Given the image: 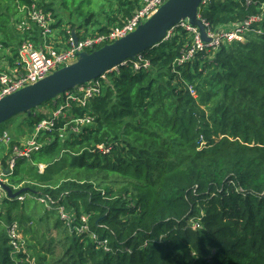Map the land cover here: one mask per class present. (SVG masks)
I'll list each match as a JSON object with an SVG mask.
<instances>
[{"label":"trees","instance_id":"trees-1","mask_svg":"<svg viewBox=\"0 0 264 264\" xmlns=\"http://www.w3.org/2000/svg\"><path fill=\"white\" fill-rule=\"evenodd\" d=\"M33 1L0 0L6 48L29 38L38 43L36 28L19 34L14 26L18 6ZM247 1L211 0L199 17L212 32L259 18L253 29L264 32V0ZM37 3L53 14V29L62 35L70 27L94 36L122 26L144 6L143 0ZM187 46L191 33L175 29L159 47L97 80L100 93L86 107L63 96L67 120L41 136V150L30 160L19 158L6 177L13 193L25 190L21 197L29 201L1 203L8 211L5 219L0 215V264H29L9 230L17 222L28 234L26 221L37 214L30 205L36 210L40 200L72 219L69 228L62 218L56 222L66 240L72 238L64 264H264V33L179 65ZM61 100L40 108L56 111ZM38 110L24 114L32 132L49 117ZM78 119L91 124L78 125ZM15 140L0 151L3 169L19 145ZM23 165L37 175L19 177ZM40 167H46L43 176ZM15 210L22 214L14 219ZM46 263L38 258L37 264Z\"/></svg>","mask_w":264,"mask_h":264},{"label":"built area","instance_id":"built-area-1","mask_svg":"<svg viewBox=\"0 0 264 264\" xmlns=\"http://www.w3.org/2000/svg\"><path fill=\"white\" fill-rule=\"evenodd\" d=\"M143 1V8L122 26L113 28L108 34L95 36L90 34V36L83 38L79 35L77 29L64 27L63 30L66 31V35H62L60 30L53 29L57 21H55L52 13H47L39 7L37 0H34L29 5L18 6V17L20 18L14 23L15 30L19 34H26L31 31L35 32L36 28L38 31V43L35 40H29L31 39L29 38L19 47H15L16 51H18V56L14 57L15 53L13 54V50L15 48H6L1 43L0 37V57H3L0 60V101L7 96L42 81L56 71L76 63L81 53H92L135 32L142 23H145L153 16L168 0ZM210 1L208 0L205 5ZM251 3L252 0L247 1V4ZM260 21L259 18H251L235 26L232 30L218 32L208 30L207 25L204 23L207 28L208 37L211 39L210 43L202 42L197 29L191 28L188 24H180V26L169 32L167 40H169L175 29L178 28H183L191 33L192 46L186 47L182 53V58L178 61L179 65H182L192 61L196 55L215 51L224 44L245 42L247 35L251 33L256 32V34L262 35L264 33L262 28L258 31L253 29L254 24H258ZM74 30H76L77 42L72 35ZM135 68L140 69L141 66L136 64ZM76 90H78V95L70 94V92L65 95L69 100L77 102L79 106L86 107L89 101L100 93V84L94 82ZM67 108H69V103L62 105L47 119L43 120L32 132L34 134L32 140L27 141L26 144L18 145L23 149L20 147L14 148V156L8 162V169H3L0 164V182L6 184L5 179L7 174L13 172L19 158L27 159L31 154L41 150L43 146L38 143L39 137L51 132L58 121L67 120ZM74 122L79 125L85 122L90 123L91 120L78 119ZM10 141L12 139L7 132L0 135V142L6 146L10 145ZM5 171H7V174H5ZM7 199V194L0 187V204ZM17 228L18 225L13 224L9 230L13 245L18 242L15 239Z\"/></svg>","mask_w":264,"mask_h":264},{"label":"water","instance_id":"water-1","mask_svg":"<svg viewBox=\"0 0 264 264\" xmlns=\"http://www.w3.org/2000/svg\"><path fill=\"white\" fill-rule=\"evenodd\" d=\"M207 1L168 0L135 32L92 53H81L76 63L3 98L0 101V127L20 115L30 116L32 111L38 110L42 105L56 101L84 85L94 83L128 62L137 61L146 51L166 42L169 32L180 24H188L191 28L197 29L202 42L210 43L207 28L199 17L200 8ZM72 35L77 42L76 30ZM0 187L11 200L17 199L25 192L21 190L13 193L10 186L2 182Z\"/></svg>","mask_w":264,"mask_h":264},{"label":"rangeland","instance_id":"rangeland-1","mask_svg":"<svg viewBox=\"0 0 264 264\" xmlns=\"http://www.w3.org/2000/svg\"><path fill=\"white\" fill-rule=\"evenodd\" d=\"M20 17H18L19 19ZM66 20V19H65ZM79 35L83 38V37H87L90 36V31H87L85 28H79L77 29ZM61 104H66L63 103L64 102V97H61ZM68 99V98H66ZM55 111L46 109L44 108H39L38 113L40 115H52ZM26 116L23 115L22 117H16L14 118L13 121H9L5 124H3L0 127V135L4 133V131H9V136L12 139L11 135L17 136V137H24V140H22V144H26L27 141L32 140V138L34 137V134L32 133V130H30L27 126V124L25 123ZM91 123H84L81 124L83 125H89ZM8 128V130H7ZM73 133H79L80 128L76 127L73 128ZM11 134V135H10ZM68 133L66 134H62L60 136L61 139L66 138ZM44 135V134H43ZM41 135V136H43ZM41 136L39 138H41ZM39 140V139H38ZM13 141V139H12ZM10 141V143L12 142ZM21 145V144H20ZM42 146H44V144H41ZM4 147H7L5 144H3L2 142H0V151H2L4 149ZM20 147V146H18ZM21 149H23L22 147H20ZM4 153L0 154V157H2ZM25 158V157H24ZM29 159V158H27ZM30 160V159H29ZM28 165L31 167V163L29 162ZM16 167V165H15ZM46 170V167H40L39 168V172H38V176H43L44 172ZM15 168L13 170V172H10L9 174H7V176L13 175L12 173H14ZM19 177H25L27 179L31 178V177H35V172L34 171H30V168L28 166L23 165L21 167V169L19 170ZM6 184L8 185L9 183V179H5ZM27 182L22 183V185L20 186H16L14 189L18 190L21 187H24L25 184ZM22 198L20 201V203L24 202L25 199L27 198L26 201H29V196L28 197H18L17 199ZM39 203V201L37 200V202L35 201V204ZM45 201L44 200H40V204H38V208L36 210H34V205H30V208L33 210L32 213H34L36 211V216H33V219H29L26 221L25 226L28 227L29 229V233H23L22 229H20L19 225L17 222H15L14 224L18 225V228L15 232V239L18 240L17 243H15L14 245L12 244V246L14 247V249L17 252H21L23 255H27L28 256V263L29 264H37L38 258L42 257L44 260L47 261L46 264H64L65 262H67L69 260V257L66 254V245L70 244L72 238H69V240H66V235H65V228L61 225L56 226V222L58 221L59 218H62L63 221H67L65 223V227L69 228L70 227V222L68 221L70 218V216L68 215L67 212H65V209L63 208H52L50 207L47 203L44 204ZM8 211V207H6L5 205H1L0 204V215L3 214L4 219L6 217V213ZM46 211L51 212V214L46 216ZM30 213V211H28ZM55 213V214H54ZM22 214V211L20 210H15L12 212V217L15 219L18 215ZM71 219V218H70ZM72 220V219H71ZM30 221V222H29ZM43 222V221H48V224H42V225H38V223ZM83 221H86L85 219ZM197 224L194 225V228H197ZM77 232L80 233H85V227L83 226H79L76 228ZM22 231V233H21ZM9 238L11 239L10 235ZM12 240V239H11ZM13 241V240H12ZM16 246V247H15ZM62 261V262H61ZM61 262V263H59Z\"/></svg>","mask_w":264,"mask_h":264},{"label":"crops","instance_id":"crops-1","mask_svg":"<svg viewBox=\"0 0 264 264\" xmlns=\"http://www.w3.org/2000/svg\"><path fill=\"white\" fill-rule=\"evenodd\" d=\"M75 29H77V28H75ZM4 132H7V133H8L9 131H4ZM8 134H9V133H8ZM1 135H2V134H1ZM10 135H11V134H10ZM11 137H12L13 140H15V138H16L15 141L18 142L19 145L22 144L21 142H22V140H24V137H17V136H14V135H11Z\"/></svg>","mask_w":264,"mask_h":264}]
</instances>
